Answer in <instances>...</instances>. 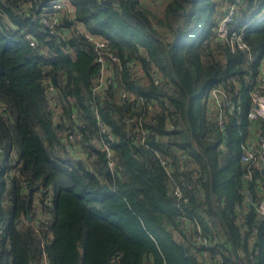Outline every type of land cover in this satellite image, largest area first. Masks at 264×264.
Segmentation results:
<instances>
[{
    "label": "trees",
    "instance_id": "1",
    "mask_svg": "<svg viewBox=\"0 0 264 264\" xmlns=\"http://www.w3.org/2000/svg\"><path fill=\"white\" fill-rule=\"evenodd\" d=\"M227 1L0 0V264H264V164L240 161L264 128L246 117L264 0H242L235 51L216 36ZM54 2L71 11L50 33L39 16ZM75 25L119 61L105 90Z\"/></svg>",
    "mask_w": 264,
    "mask_h": 264
},
{
    "label": "built area",
    "instance_id": "2",
    "mask_svg": "<svg viewBox=\"0 0 264 264\" xmlns=\"http://www.w3.org/2000/svg\"><path fill=\"white\" fill-rule=\"evenodd\" d=\"M225 13L219 20V23L216 27V36L227 43L228 47L231 51H235L237 49H244L245 43L242 39L240 33L236 32L232 29L231 24L234 21V18L238 14L239 6L242 4V0H231L225 2ZM67 11H71V8L64 2H54L51 5L44 6L42 8V13L39 16V23L43 25L47 31L50 33H55V27L57 26V15L59 11H63V9ZM77 34H82L88 38V40L92 41L95 57L94 63L97 67V75L91 79L92 89L94 91L100 92L102 90L107 89L109 86L113 84V64H119V61L115 54L113 53L111 47L105 40L94 39L90 37V35L79 25H75ZM25 39L29 41L30 45H33L34 42L30 40L28 36H25ZM131 70L134 72L135 77L141 76L142 71L137 67V65H131ZM258 84L250 91V108L246 113V117L254 122L263 123L264 124V70L261 71V74L257 80ZM155 83H158V80H155ZM48 90H52V87L49 86ZM122 97L131 98L132 96L123 92ZM226 96H224V92L221 88H213L209 92V101L213 102L216 107L223 108L227 107V102L224 100ZM238 108V107H237ZM229 112L231 113L235 106L233 104L228 105ZM239 109V108H238ZM100 133L103 136H106L108 141L111 140V135L109 134V130L99 123ZM68 140L71 143L73 141L74 136H77L73 132H67ZM108 141H103L101 146L105 151L107 156H110L109 144ZM73 150L74 145H70ZM70 150V149H69ZM243 153L240 156V161L242 164L247 165L249 168L254 163H263L264 164V128H258L254 131L253 136L248 139L242 147ZM256 154L257 158L254 156ZM3 150L0 147V173L4 171L5 165L3 162ZM256 161V162H254ZM11 164H15L14 161H11ZM246 178H250L249 174L245 175ZM261 189V188H260ZM245 197L249 200V192L246 191ZM41 206V203H38ZM256 211L260 215H264V198H261L257 203L254 204ZM202 243H207V239L204 236H198L197 238ZM209 246L211 242H208ZM216 241H213L212 244H215ZM218 252L219 249L216 248ZM213 264H223L221 258L217 256L214 259Z\"/></svg>",
    "mask_w": 264,
    "mask_h": 264
},
{
    "label": "water",
    "instance_id": "3",
    "mask_svg": "<svg viewBox=\"0 0 264 264\" xmlns=\"http://www.w3.org/2000/svg\"><path fill=\"white\" fill-rule=\"evenodd\" d=\"M262 172H264V169H262ZM27 219H28V221L31 220V216H30V214L28 212H27Z\"/></svg>",
    "mask_w": 264,
    "mask_h": 264
},
{
    "label": "rangeland",
    "instance_id": "4",
    "mask_svg": "<svg viewBox=\"0 0 264 264\" xmlns=\"http://www.w3.org/2000/svg\"><path fill=\"white\" fill-rule=\"evenodd\" d=\"M148 2H153V1H157V0H146ZM226 4V3H225ZM225 4H224V9H225Z\"/></svg>",
    "mask_w": 264,
    "mask_h": 264
},
{
    "label": "crops",
    "instance_id": "5",
    "mask_svg": "<svg viewBox=\"0 0 264 264\" xmlns=\"http://www.w3.org/2000/svg\"><path fill=\"white\" fill-rule=\"evenodd\" d=\"M262 70H264V67H263V69Z\"/></svg>",
    "mask_w": 264,
    "mask_h": 264
}]
</instances>
